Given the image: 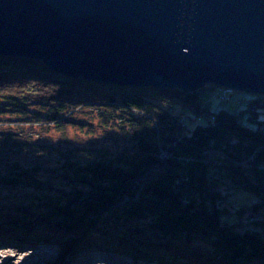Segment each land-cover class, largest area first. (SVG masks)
Returning a JSON list of instances; mask_svg holds the SVG:
<instances>
[{
  "label": "trees",
  "instance_id": "trees-1",
  "mask_svg": "<svg viewBox=\"0 0 264 264\" xmlns=\"http://www.w3.org/2000/svg\"><path fill=\"white\" fill-rule=\"evenodd\" d=\"M215 88L105 83L0 55V146L13 151L0 155V247L53 245L65 264H264V95L211 110ZM68 125L111 130L113 147L31 139Z\"/></svg>",
  "mask_w": 264,
  "mask_h": 264
},
{
  "label": "water",
  "instance_id": "water-1",
  "mask_svg": "<svg viewBox=\"0 0 264 264\" xmlns=\"http://www.w3.org/2000/svg\"><path fill=\"white\" fill-rule=\"evenodd\" d=\"M0 55L105 83L264 95V0H0Z\"/></svg>",
  "mask_w": 264,
  "mask_h": 264
},
{
  "label": "rangeland",
  "instance_id": "rangeland-1",
  "mask_svg": "<svg viewBox=\"0 0 264 264\" xmlns=\"http://www.w3.org/2000/svg\"><path fill=\"white\" fill-rule=\"evenodd\" d=\"M208 85V84H207ZM212 85V84H211ZM216 85H214L215 87ZM205 87V86H204ZM203 87V88H204ZM217 87V86H216ZM221 87V86H220ZM234 90V93L230 96L228 93ZM238 91V92H237ZM240 90H235L231 88L221 87L215 88L210 91H205L202 95L204 104L211 110H217L221 106L234 111L245 108V104L242 96L244 92H239ZM246 93V92H245ZM227 97V98H226ZM86 110V109H85ZM76 120H83L82 114H77ZM92 122V121H91ZM4 129H6L4 127ZM0 130H3L0 128ZM88 126L80 127H70L69 125L63 130H56L54 127L48 129V131L40 132V135L36 132H33L31 139H40L44 142L50 141L49 143L59 142V143H68V144H87L88 142H94V140L99 141L105 145L113 147V139L115 135L111 130L100 129L93 127L92 132H88ZM116 134V133H114ZM66 141V142H65ZM0 146V155L2 154H13V151H6L1 149ZM6 151V152H5ZM38 160L42 163L53 164L57 159L56 155L46 151H37L32 155L25 153L24 151L19 154V158L27 161ZM27 159V160H26ZM87 260L83 263L78 264H152L148 261L143 260H120L114 255L103 256L97 253H93L87 256ZM65 257L61 255L58 248L53 245L49 246H39V247H0V264H65Z\"/></svg>",
  "mask_w": 264,
  "mask_h": 264
}]
</instances>
